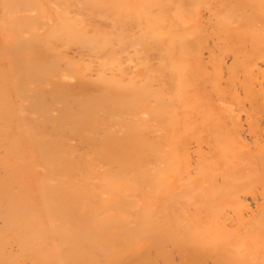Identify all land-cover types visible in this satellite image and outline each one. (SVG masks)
Returning <instances> with one entry per match:
<instances>
[{"label": "bare ground", "instance_id": "bare-ground-1", "mask_svg": "<svg viewBox=\"0 0 264 264\" xmlns=\"http://www.w3.org/2000/svg\"><path fill=\"white\" fill-rule=\"evenodd\" d=\"M58 1L0 0V264H264V160L263 171L241 179L263 188L254 213L245 212L246 190L230 193L231 181L226 189L218 184L231 179L234 168L247 169L249 150L231 130L234 122L230 132L219 131V124L209 131L216 156L188 175L197 189L186 196L175 181L195 168L189 169L186 148L177 147L175 101L149 81L155 56L144 59L139 44L182 42L197 32L185 34L160 8L153 13L157 0H113L115 12L133 19L122 23L86 13L81 0ZM244 23L242 37L258 40L261 26ZM127 44L133 50L124 52ZM69 47L82 51L79 71L63 62ZM179 59L167 76L181 81L186 64ZM257 105L253 111L261 106L264 113L263 102ZM225 168L231 172L220 171ZM183 194L198 200L193 215Z\"/></svg>", "mask_w": 264, "mask_h": 264}, {"label": "rangeland", "instance_id": "rangeland-1", "mask_svg": "<svg viewBox=\"0 0 264 264\" xmlns=\"http://www.w3.org/2000/svg\"><path fill=\"white\" fill-rule=\"evenodd\" d=\"M114 1L113 0H101V1H99V0H81L80 4H81L82 9L85 10L86 13H88L94 17L100 16V14L101 15L107 14L104 17L115 19L118 23L133 21V19H131L127 15H120V12L118 10L115 12L112 9V3ZM116 1H118V0H116ZM152 1H154V0H151V2ZM157 1H160V5H159V2H156V5H159V7L156 6L153 10V13L158 12V9L160 8L162 10V13H164L163 15H164L166 21H171V20L173 21L174 19H176V20H174V24L176 23V25L178 27L183 26L182 27L183 30H182V28H181V30L186 31V32H184L185 34L190 35L187 32H191L193 29L195 30L194 33L197 32L196 34L193 35L194 37L190 36L182 42H174V41H171L169 38L162 39L158 42L159 45L157 47H151V46H148L146 44L144 45L143 43L139 44L140 42L137 43V46H138V44L141 45V47H140V53L141 54L140 55L144 59L152 58V57H150L151 54H153L152 56L156 57V58L154 57L153 60L150 59L151 60L150 62L153 65V67H155L157 69H154L152 67V69H151L152 71L150 70L149 81H151V83L154 85H158V86L161 85L159 87V90L164 91L168 98H172L175 101L174 106L172 107V110L174 111L175 119H176V123L174 124L175 129H176L175 130L176 133L174 136L179 141V143H177V147L178 146H179V148L181 147L180 149L182 150V152H183V150L185 151V148H186V151L189 153V154L186 153V155L187 154L189 155V156L187 155V158L190 157L189 159H187L188 162L190 161L188 163V164H190L189 169H191L193 167L195 168L194 171H193V169L191 171L186 169V170H184L185 172L182 171L183 173L181 172L180 174L177 175L178 177H177V179H175V181H177L176 184L179 185L177 187L181 188L180 189L181 192L182 191L184 193L186 192V196H187V194H189L193 190L194 186L197 189L196 185L193 186L191 182H187L188 180H190V176H188V175L191 174L192 177H194L197 172L199 173L201 167L206 168L207 164L212 165L213 160H214V156H216V154L213 155V151L211 148L212 146L214 148H216L214 145V141L212 140V137L211 138L207 137L209 134V131H212L213 127H215V125L219 124L218 125L219 131H221L222 133L230 132L229 131L230 123L234 122L236 124L235 126L238 128L234 127V129H231V130L233 132L236 131L237 133L236 132L235 133L238 134L241 137L242 142H244L243 143V146H244L243 149H245L244 152H247V150H249L248 153H246V155L248 157V164H246L247 169H245V167H244V169H245V171H244L243 166L241 169L238 168L237 170H236V168H234L233 169L234 171L231 170L233 172L232 173L233 177L231 179L228 178L229 180L228 181L225 180V182L220 179V181L218 180V182H219L218 184L219 185L221 184V186H224V188H225V184L227 182L231 181V184H226L227 185L226 191L229 192L228 188H231L230 193H232L233 191L235 193L236 192L238 193L242 190H246V193H244V196H247V199L244 201L245 202V207H244L245 212L254 213L256 211L255 201H258V202L261 201V198H262L261 195L263 193V191H262L263 188L258 186V184H255L257 182L255 180L253 182H250V181L249 182H242L241 179L247 180L251 175L255 176V174H258V172L263 171V168L261 166H262V162L264 160V157H263L264 156V148H263L264 147V143H263L264 142V134H263L264 133V115H262L264 113H262L263 109L261 108V106L259 108H260V110L262 109V111L259 113V111H257V110L259 109L258 106H259V103H261V101L263 102L262 107H264V101H263L264 100V98H263L264 97L263 96L264 95V45H263L264 44V19L261 17L262 21L260 22V18L257 15H259L260 13L264 14V0H231V2H230V0H183V1H181V0H170V1L169 0L168 1L167 0H157ZM69 2H71V1L68 0L67 3H69ZM163 2H164V4H163ZM181 2H182V4L180 5V8L182 5L184 6L181 8L182 11H180V8H178L179 5H177L178 3L180 4ZM63 3H64V0H59L57 2V5L62 6ZM149 3H150V0H149ZM153 3L155 4V2H153ZM152 4L150 3V5H152ZM161 4H163V5H161ZM172 4L174 7L172 6ZM175 5L177 7H175ZM66 6L69 7L67 4H66ZM176 9L178 11H176ZM242 11H244V12L247 11V12L242 13ZM235 12H237V13L235 14ZM170 15H171V17H170ZM152 16H153V14H151V18H152ZM247 20L255 21L257 23V25H260L261 28L263 29V31L260 30L258 40L249 39L250 38L249 35L247 36L248 38H246L244 36L242 37V34L244 33V31H243L244 30L243 27L245 24L244 22ZM136 21L137 20H135V22ZM236 21H238V22H236ZM138 22H139L138 24H141V26L144 24V20H141V21L139 20ZM224 23H227V25H229L233 29L232 34L225 30V26L223 25ZM91 29L90 30L92 32L96 28L91 26ZM178 29H180V27ZM227 35H229V36H227ZM233 35H235V36H233ZM254 35H256V34H254ZM260 41H262V42H260ZM230 42H232V43H230ZM257 43L258 44L260 43V45H256ZM261 43H263V44L261 45ZM135 44H136V42H135ZM143 48H144V50H143ZM129 50L130 51L133 50V47L130 48V45L127 44L123 48V51L126 52ZM67 51H68V55H67L68 59L66 58L67 60L63 61V62L66 65H69V66L71 65V67H75V69L79 71L80 65L85 61V60H82L83 59L82 53H81L82 51L76 47H73V48L69 47V48H67ZM240 51H243V52L241 53ZM154 53H156L158 55H156V54L154 55ZM106 54H108V53L107 52L100 53L101 56H104ZM180 56L182 57V61L186 65L182 67V69H181V81L180 80L178 81L175 76L171 75L170 76L171 78L169 76H167V73H168V75H170L169 67L172 66L170 64L174 63L175 61L176 62L180 61V59H179ZM168 58H169V60H168ZM68 61L70 64L68 63ZM238 64H240V65H238ZM164 65H165V67H164ZM132 66H133V69L136 71V73L133 77H135V79L141 78V75H142L141 70L142 69L137 67V66H139V64L134 61L132 63ZM239 66H241V67H239ZM166 68H167V70H166ZM155 71H158L159 74L154 73V75H153L152 73ZM165 76H167V78H165L167 85L161 84V80L163 81ZM251 78H253V80ZM249 79H251V80H249ZM194 80H196V81H194ZM248 80H249V83H248ZM245 81H246V83H248L247 84L248 89L246 87ZM174 82H176V83H174ZM169 83H170V85H169ZM172 83H174V84H172ZM249 84H251V88L253 87V88L257 89L256 91H253L252 95H251V93H252L251 91L255 90V89H253V88H252V90L249 89ZM224 88H225V91H224ZM244 88L247 89L246 91H248V95L246 94L247 92H245ZM204 91H205V94H204ZM261 91L263 94L261 93ZM171 92H173V93L171 94ZM229 92H231V93H229ZM257 92L258 93L260 92L258 95L261 94V96H262L261 98L263 100L259 98V96L256 94ZM151 93H153V92H151ZM254 94H256L257 97ZM206 95H208V96H206ZM246 96L249 97V99ZM252 96H253V98H252ZM150 98L151 97H148V99H150ZM239 98H240V100H239ZM196 99H197V101H196L197 104L196 103L193 104L192 102L195 101ZM233 99L236 101L233 102L234 101ZM247 99L249 100V102ZM255 99H258V101H256ZM253 100H255V102H257L254 105H253V102H254ZM236 102H237V105H236ZM211 103L213 106H211ZM250 103L253 105V107H255V105L258 104L257 105L258 109H255L257 111V113H256V111H253L254 108L250 105ZM240 104L243 105V107H241ZM184 106H186V107H184ZM235 106H236V108H235ZM200 109H202V110H200ZM201 111L204 113L201 114ZM249 111H250V113H249ZM219 112H221V113L219 114ZM182 115L184 117H182ZM210 116L211 117L214 116L216 119L209 121L208 119ZM196 117H198L199 120L196 119ZM253 117L255 119H253ZM204 119L205 120L207 119L208 121L207 120L205 121ZM201 121L204 123H202ZM216 121L217 122L219 121L220 123L219 122L217 123ZM191 124H193V126ZM225 125H226V127H225ZM186 126L188 127V129L186 128ZM179 129H181L182 134L178 133ZM186 130H187V132H186ZM180 137L183 141H180L181 140V139H179ZM203 140H205V141H203ZM187 141H189V142H187ZM180 142L182 143L181 145H180ZM186 142L188 144H186ZM208 143H209V145H208ZM184 144L189 147L190 151L187 147H185ZM245 144H246V146H245ZM183 146H184V148H183ZM260 146L261 147L263 146L262 147L263 149L262 148L259 149ZM209 147H210V149H209ZM193 150H194V152H193ZM256 150H257V152H256ZM252 151L254 152V155L253 154H251V156L248 155L250 153H253ZM197 152H199V153H197ZM204 152H207V153L204 154ZM255 155H257V156H255ZM258 155H259V157L262 156V158L259 159ZM253 156H255V157H253ZM255 158H256V161L254 160ZM257 159H259L260 161L258 162ZM251 161H252L253 166L251 164L249 165V163H251ZM204 162H205V164H204ZM206 162H207V164H206ZM256 162L258 165L255 164ZM195 163H198V164H195ZM249 166H251L252 170L250 168H248ZM258 168H259V170H258ZM186 171L188 173H186ZM220 171H230V170L228 168L226 170V168H225L224 170H220ZM253 171L254 172L257 171V172L254 174ZM234 172H235V174H234ZM237 174L239 177L237 176ZM234 175H236L237 178L235 177V179H237V181L236 180L234 181ZM240 177H242V178H240ZM244 183H246V184H244ZM204 184L206 185V183H204ZM235 185H236V187H235ZM237 185L238 186L240 185V186L238 187ZM188 186H189V188H188ZM243 186H245V187H243ZM246 186H248V187H246ZM252 187H257V188L254 190ZM203 195L209 197L208 193H203ZM182 196H184L183 199H185V197H186L185 194H183ZM197 201H198L197 199L194 200V202L187 201L185 199V203L190 207V211H191L192 215L194 213H196L195 209H196ZM181 208H182V204L180 202L179 210ZM232 220L236 221L235 218H233ZM235 221L234 222L231 221L232 222L231 226H233V227L235 226V223H236ZM234 230H236V229H234ZM236 236H239V235H236Z\"/></svg>", "mask_w": 264, "mask_h": 264}]
</instances>
